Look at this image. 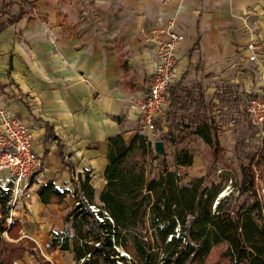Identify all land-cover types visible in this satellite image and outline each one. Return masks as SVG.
<instances>
[{
    "label": "crops",
    "instance_id": "0c3cea01",
    "mask_svg": "<svg viewBox=\"0 0 264 264\" xmlns=\"http://www.w3.org/2000/svg\"><path fill=\"white\" fill-rule=\"evenodd\" d=\"M171 17L185 37L175 82L201 86L219 137L242 121L227 112L218 91L231 87L246 110L261 86L259 65L249 58L255 53L264 63V0H0V108L31 130L42 167L29 211L49 238L63 226L60 206L42 205L39 186L56 179L58 188L69 172L87 171L99 175L101 192L108 139L129 142L139 131L135 104L157 51L146 32ZM216 109L218 122L209 117Z\"/></svg>",
    "mask_w": 264,
    "mask_h": 264
},
{
    "label": "trees",
    "instance_id": "16d2710c",
    "mask_svg": "<svg viewBox=\"0 0 264 264\" xmlns=\"http://www.w3.org/2000/svg\"><path fill=\"white\" fill-rule=\"evenodd\" d=\"M216 97L258 134L236 91L224 87ZM205 112L201 86L187 87L181 79L168 90L160 155L139 132L129 142L122 135L109 138L105 186L98 200L86 174L74 186V206L62 217L66 230L51 234L48 249L69 253L74 264H207L212 250L225 245L221 255L231 264H264L263 206L251 166L259 170L264 165V145L247 165H240L237 198L214 205L220 190L209 180L219 144L217 128ZM161 125L160 120L155 123L159 130ZM201 149L212 157L210 168L204 177L181 183L173 168L192 167ZM36 194L42 205L50 206L61 205L69 191L47 181ZM7 203L0 193V264H17L27 250L14 242L20 227L14 221L7 225Z\"/></svg>",
    "mask_w": 264,
    "mask_h": 264
},
{
    "label": "built area",
    "instance_id": "2783aa9c",
    "mask_svg": "<svg viewBox=\"0 0 264 264\" xmlns=\"http://www.w3.org/2000/svg\"><path fill=\"white\" fill-rule=\"evenodd\" d=\"M151 36L157 48L154 71L146 91L136 101L135 107L138 113V132L146 137L154 150V143L159 141L160 134L165 130L163 125L160 130L157 129L155 123L158 120L162 124L164 122L168 90L176 80L179 51L185 37L173 17L154 29ZM248 48L253 52L256 50L254 44H249ZM249 61L259 65L261 86L258 93L247 100L246 113L257 135L264 138V63L260 62L255 53ZM221 114V110L216 109L209 117L218 122ZM41 167L30 128L12 112L0 108V193L8 197V226L13 222L18 209L29 211L33 198L32 187L35 186L31 182Z\"/></svg>",
    "mask_w": 264,
    "mask_h": 264
},
{
    "label": "rangeland",
    "instance_id": "374dc122",
    "mask_svg": "<svg viewBox=\"0 0 264 264\" xmlns=\"http://www.w3.org/2000/svg\"><path fill=\"white\" fill-rule=\"evenodd\" d=\"M104 34H107L106 28L103 31ZM141 33V31H139ZM146 42L152 37L151 32H146ZM141 36L143 34L141 33ZM115 50L117 53L121 51L119 46H115ZM123 58L125 55L120 53ZM126 62V61H125ZM153 63L148 62V66H151ZM125 66V65H124ZM127 66V63H126ZM153 68V66H152ZM133 87V86H132ZM141 87V86H139ZM146 88L142 87V90L146 91ZM133 89V88H131ZM137 89V88H136ZM136 109V107H135ZM137 111V110H136ZM228 118H226V121ZM122 123V120H120ZM138 130V126L134 128V132ZM254 129L251 131L249 128L243 126V123L237 121L233 124L232 128H228L222 132L219 137H217L219 144V155L217 161L212 165L214 170V174H212L209 182H213L219 186L220 193L214 202H219L221 199L230 197L229 201H234L237 198V187L240 186L241 182V171L240 165H247L249 162V156L252 155L256 150L260 152L261 143L264 145V138L256 135L254 133ZM125 133H128L127 131ZM217 136V135H216ZM152 139V136H150ZM57 145V144H56ZM63 151V149H62ZM257 156V155H256ZM212 163V157L208 150H202L198 157L195 158L193 166L187 169H175L178 172L179 176L182 178L181 183H186L188 180L193 178L204 177L208 168ZM252 166V170L254 173V189L258 196L259 201L263 206V215H264V165L259 166V170L255 169ZM69 179L63 184H57L58 188L66 189L69 191V195L66 197L64 202L59 205L61 212V221L62 217L74 206L75 204V196L74 186L78 184V182H83L85 180L86 174L90 177L89 184L95 190V181H99V175H92L90 172L84 171L83 173L76 175L73 172L71 177V172H69ZM39 177L32 179L31 183L38 185ZM47 180L46 175H43L40 178V181ZM57 182V180H53ZM42 185V184H41ZM35 186L32 187V191L34 192ZM99 189H96L94 197L97 201L99 195ZM30 215L32 218V222L30 219H26V216ZM15 220V221H14ZM15 223L19 224L18 232H14L17 237L14 240L15 244L19 243L26 248V252L24 253L22 259L17 264H74L71 259V255L69 253L61 252V251H50L48 249V244L51 240L47 234H43L41 232V225L43 222L40 220L39 216H34L30 211L24 209H18L15 213V217L13 219ZM63 223V221H62ZM54 227H52L53 229ZM67 226L63 224L60 229H53L51 234H55L58 232L65 231ZM51 229V230H52ZM22 237V238H21ZM21 238V239H20ZM226 250L225 245H220L214 248L207 260V264H231L227 259L222 257V253Z\"/></svg>",
    "mask_w": 264,
    "mask_h": 264
},
{
    "label": "water",
    "instance_id": "95a60500",
    "mask_svg": "<svg viewBox=\"0 0 264 264\" xmlns=\"http://www.w3.org/2000/svg\"><path fill=\"white\" fill-rule=\"evenodd\" d=\"M154 151L158 155H160L162 153V143L160 141H157L154 143ZM216 204H218V202H216Z\"/></svg>",
    "mask_w": 264,
    "mask_h": 264
}]
</instances>
